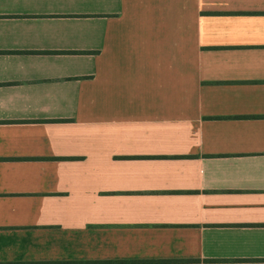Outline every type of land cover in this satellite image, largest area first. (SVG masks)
I'll return each instance as SVG.
<instances>
[{"label":"crops","instance_id":"1","mask_svg":"<svg viewBox=\"0 0 264 264\" xmlns=\"http://www.w3.org/2000/svg\"><path fill=\"white\" fill-rule=\"evenodd\" d=\"M0 264H264V0H0Z\"/></svg>","mask_w":264,"mask_h":264}]
</instances>
